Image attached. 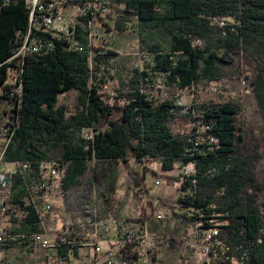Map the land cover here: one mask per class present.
I'll return each instance as SVG.
<instances>
[{
  "label": "trees",
  "instance_id": "obj_1",
  "mask_svg": "<svg viewBox=\"0 0 264 264\" xmlns=\"http://www.w3.org/2000/svg\"><path fill=\"white\" fill-rule=\"evenodd\" d=\"M102 5L111 30L124 32L136 19L139 50L147 55L145 70L129 75L114 97L103 91L114 78L105 75L117 71L114 52L87 45L74 50L44 32H29L41 50L23 59L11 83L16 63L10 59L28 33V11L23 0L0 6V103L13 105L4 125L3 158L27 165L22 174H7L5 204L13 224L8 232L37 231L25 188L39 178L40 163L56 162L64 192L77 184L89 162L132 158L157 163L165 172L177 164L192 166L191 174L175 179L182 218L199 229L218 230L229 248L226 264H264V182L256 175L264 158V0H106ZM74 38L86 44L79 31ZM242 61L252 69L249 87L262 131L255 134L246 126L240 102L231 97L180 105V91L218 82L223 67ZM155 76L163 91L154 87ZM70 91L76 92L73 113L58 101ZM101 122L106 129L97 128ZM2 246L29 251L19 240ZM121 254L129 264L135 260L130 247Z\"/></svg>",
  "mask_w": 264,
  "mask_h": 264
},
{
  "label": "rangeland",
  "instance_id": "obj_2",
  "mask_svg": "<svg viewBox=\"0 0 264 264\" xmlns=\"http://www.w3.org/2000/svg\"><path fill=\"white\" fill-rule=\"evenodd\" d=\"M69 14L72 17L75 16V12H70ZM126 28L127 30L124 32H118L110 28L97 27L95 33V35H101L103 38L100 40L103 42L98 48L102 49L103 52L108 50L116 54L117 71H110L105 75H111L114 78L107 80V84L103 88L105 93L113 97L117 95L118 91L123 90V83L129 75L137 70H145L147 61V55L145 53L141 55L139 50L136 19L132 18ZM92 29H96L94 24ZM222 74L223 78L218 82H201L190 89L180 91V105L190 106L196 101H221L224 98L231 97L240 102L246 126L255 134L259 133L263 130V124L252 92L248 87L253 76L252 69L242 61L232 66L223 67ZM158 84L160 85V90L163 91L160 78L155 76L153 85L157 87ZM58 101L68 111L75 112L76 92L62 93L59 95ZM12 109L13 105L8 101L0 103V149L7 141L3 136L4 125L9 121ZM97 128L104 130L106 125L101 122L97 125ZM181 168L177 164L173 170L165 172L161 170L157 163H137L132 158H128L127 162L124 163H97L91 161L85 173L78 177L77 184L69 191L61 192L60 175L53 179L50 191L53 212L48 217V222L55 227L66 221H74L76 224L83 220V217L87 214L95 212L102 219H107L109 216L117 217L118 224L121 223L125 229L132 231L140 227V224L144 221L148 223V218L154 221L158 214L163 220L168 218V211L165 208H159L158 203L174 205V212L177 215H181L183 214V209L180 208L177 202L181 193L177 182H175V179L181 173ZM10 170H13L11 163H5L0 166V173L3 171L8 173ZM190 173V168L186 171L183 170V175L187 176ZM256 175L257 179L263 183L264 158L256 167ZM156 182H159V184L157 185ZM260 199H264V190ZM8 200L9 198L7 197L6 201L8 202ZM148 201H152V214L149 210H146L145 213ZM172 223L175 226L172 229L171 242L174 245V247L172 246V258L176 259L172 264H195L196 258L194 259V255H191L192 250H189L191 248L184 246L185 243L190 242V238L187 235L190 227L187 225L182 226L178 223L176 217H172ZM12 227L13 224L10 221L8 212L6 215H0V233L5 234V231H10ZM193 229L195 230V226ZM150 234L153 235L152 233ZM168 236H171V233ZM154 252L155 254L157 253V251ZM148 261L151 260L148 259ZM0 263L45 264V261L43 252L40 249L24 251L16 248H6L0 250Z\"/></svg>",
  "mask_w": 264,
  "mask_h": 264
},
{
  "label": "built area",
  "instance_id": "obj_3",
  "mask_svg": "<svg viewBox=\"0 0 264 264\" xmlns=\"http://www.w3.org/2000/svg\"><path fill=\"white\" fill-rule=\"evenodd\" d=\"M2 1L4 0H0V3ZM15 1L13 0V3ZM23 1L28 11L29 30L10 59L16 63V68L11 72V83L16 81L23 59L28 54L38 53L41 50V43L35 37L30 38L29 32L30 34L32 31L48 33L53 39L66 40L70 48L83 51V45L98 48L103 42L100 41L103 39L101 35H95L97 27L109 28L111 25L105 16L108 10L102 5L106 0ZM70 12H75V16H70ZM93 24L95 30L92 29ZM77 31L84 37L86 44L75 40ZM99 52L104 53L102 49ZM90 55L92 57L93 53L90 52ZM91 135V131L84 134L88 138ZM6 144L7 141L0 149V166L5 164L3 157ZM11 164L14 168L13 173L20 174L27 166L18 162ZM55 165V161L40 163L39 178L25 188L26 203L38 219L37 231L16 235L5 231V234L0 233V245L19 240L24 244L25 250L40 249L45 264H129L121 254V250L125 247H130V250L136 253L132 264H160L159 238L147 231L145 221L140 227L129 231L121 223H108L100 215L92 212L88 214V220H81L75 224L76 231L52 226L48 222V217L53 212L50 191L53 179L59 175ZM188 168L192 172V166H187L181 168V174ZM7 174L0 173V215H6L9 210L5 204L6 198H10L11 185L10 175ZM156 184L158 185L159 182ZM61 192L63 193L62 189ZM8 216L10 218L9 214ZM156 219H162L160 214L156 215ZM184 246H191L196 250L195 264H226L229 248L218 238L216 229L202 230L195 225L190 242L185 243ZM148 251H157L156 261H148Z\"/></svg>",
  "mask_w": 264,
  "mask_h": 264
},
{
  "label": "crops",
  "instance_id": "obj_4",
  "mask_svg": "<svg viewBox=\"0 0 264 264\" xmlns=\"http://www.w3.org/2000/svg\"><path fill=\"white\" fill-rule=\"evenodd\" d=\"M13 170H14V168H13ZM13 170L12 171L10 170L8 173L13 172ZM5 172H7V171H3L2 173H5ZM146 193H147V191H146ZM158 207L159 208L160 207L165 208L168 211V213H169V214H167L168 218H166V220H163V218L161 220H157L155 218L154 221H151L150 218H148V223H147L148 229L147 230L159 238V243H160L159 244V246H160L159 261H160V263L161 264H172V262L176 260V259L172 258V246L174 247V245H172V242H171L172 241V229L175 228V226H174L175 223L174 222H173L174 224L172 223V217H176L178 219V223H180L182 226L187 225L188 227H190V229L188 230L189 233L187 234L190 239L194 233V231H193L194 226L192 223H190L189 221L182 218V214L177 215L174 212V205H171L168 203L167 204L158 203ZM146 210H149L152 214V210H153L152 201H148L146 203L145 213H146ZM105 220L111 224L119 222L117 217H112V216H109ZM134 227H132V228H134ZM57 228L67 229L70 231H76V226H75L74 221H70V222L66 221L65 223H62ZM169 231H171V232H169ZM170 233H171V236H168ZM2 247H3V249L12 248V247L18 249L17 247H14V246H12V247L2 246ZM189 248H191L189 250H192L191 255H194V259H195L196 255H197L196 250L191 246ZM31 251H33V250H31Z\"/></svg>",
  "mask_w": 264,
  "mask_h": 264
},
{
  "label": "bare ground",
  "instance_id": "obj_5",
  "mask_svg": "<svg viewBox=\"0 0 264 264\" xmlns=\"http://www.w3.org/2000/svg\"><path fill=\"white\" fill-rule=\"evenodd\" d=\"M10 3H13V0H4L2 1V3H0V5H7V4H10ZM155 252L154 251H148V259H150L151 261H156L157 260V257L154 258L155 256Z\"/></svg>",
  "mask_w": 264,
  "mask_h": 264
}]
</instances>
